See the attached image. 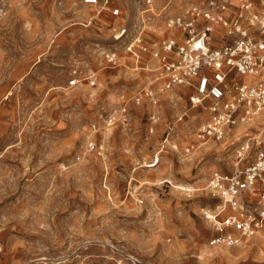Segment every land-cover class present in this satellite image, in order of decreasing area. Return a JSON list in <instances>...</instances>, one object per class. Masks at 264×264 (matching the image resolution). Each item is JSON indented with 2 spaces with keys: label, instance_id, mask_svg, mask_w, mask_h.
<instances>
[{
  "label": "rangeland",
  "instance_id": "374dc122",
  "mask_svg": "<svg viewBox=\"0 0 264 264\" xmlns=\"http://www.w3.org/2000/svg\"><path fill=\"white\" fill-rule=\"evenodd\" d=\"M208 1L172 0L168 10ZM114 2L122 15L107 10L99 20L82 0H0V264H264V232L211 248L204 217L221 205L211 177L234 171L247 139L264 138L263 119L186 153L208 112L183 87L156 111L135 105L137 88L154 78L134 69L113 36L122 25L136 30L147 0ZM152 2L143 19L166 27L169 0ZM151 24L146 36L160 43L168 34ZM110 50L119 66L106 63ZM86 76L96 85H70ZM123 107L128 122L108 127L107 115ZM152 112L159 120L149 134ZM94 142L101 153L90 152Z\"/></svg>",
  "mask_w": 264,
  "mask_h": 264
},
{
  "label": "built area",
  "instance_id": "2783aa9c",
  "mask_svg": "<svg viewBox=\"0 0 264 264\" xmlns=\"http://www.w3.org/2000/svg\"><path fill=\"white\" fill-rule=\"evenodd\" d=\"M82 2L107 6L110 0ZM146 3L152 5L151 0ZM119 13V9L112 11L114 16ZM146 24L142 19L132 34L124 28L114 36L116 41L129 37L126 52L136 61L148 55L158 62L154 82L161 85L156 87L152 82L138 90L133 101L137 106L148 102L156 111L166 92L178 87L192 90L190 104L207 111L208 119L198 129L196 143L186 147V153L198 144L221 142L231 131L257 118L263 119L264 127V0H242L238 4L209 0L205 6L190 3L183 12L166 20L167 27L180 35L160 43L145 41ZM104 58L109 66H119L118 52L107 51ZM83 80L96 85L91 76L74 78L70 85L76 87ZM128 116L127 107H123L107 115L105 123L108 127L127 123ZM149 118V134H154L158 113L152 112ZM102 150L97 142L90 147V152ZM158 163L157 157L151 168ZM208 189L221 201L216 210L204 212L215 232L209 241L211 248L238 247L264 232V138L247 139L236 152L234 171L214 174Z\"/></svg>",
  "mask_w": 264,
  "mask_h": 264
},
{
  "label": "crops",
  "instance_id": "0c3cea01",
  "mask_svg": "<svg viewBox=\"0 0 264 264\" xmlns=\"http://www.w3.org/2000/svg\"><path fill=\"white\" fill-rule=\"evenodd\" d=\"M151 2H152V0H151ZM172 2V0H169V2L166 4V6L164 7V9L162 10V11H166L167 13H170V14H168V16H167V19L170 17V16H172V15H174L173 14V12L172 11H170V10H168V8H169V3H171ZM86 5V4H85ZM145 5H146V9H144L142 12H141V15H144V17H142V19L143 18H145V14H147V13H149V12H151L152 10L150 9V7L153 5V2H152V5L149 7L148 5H147V3H145ZM90 6V5H89ZM187 6V5H186ZM185 6V7H186ZM93 7H95V8H97L98 7V9L100 10L99 11V13H98V16L99 17H96V18H94V19H102L103 17V12H105V11H107V10H109L111 13H112V11L114 10V9H119L120 10V13H119V15L118 16H121L122 15V13H121V8H119L118 7V5H116V3L114 2V0H110V2L108 3V5L107 6H105V5H103V3H99V4H97V5H93ZM184 11V10H183ZM97 12V11H96ZM112 15V16H111ZM110 16L111 17H114V15L113 14H111ZM118 16H115V17H118ZM93 19V20H94ZM92 20V21H93ZM111 22H113V21H111ZM141 23V22H140ZM90 24H92V23H90ZM151 24V22H148L147 24H146V26L147 25H150ZM140 25V24H139ZM152 25V24H151ZM165 25H166V22H165ZM155 27H157V25H152L151 26V30H158V29H162V32H167V37L165 38V39H170V38H174V37H176V36H179L180 35V33L179 32H176L175 30H171V29H169L168 27H167V25H166V27H162V26H159V27H157V28H155ZM124 28H126V29H128L125 25H122V26H119L117 29H116V32H117V34H115L114 36H117V35H119V33H120V31L122 30V29H124ZM153 28V29H152ZM129 30V29H128ZM146 31H147V27H146ZM161 32V33H162ZM113 36V37H114ZM144 39H145V41L147 42V43H149V44H151V43H154V42H149V40H148V38H147V36H146V32H145V35H144ZM164 39V40H165ZM115 40V39H114ZM123 40H125V43H127V41L129 40V37L127 36V35H125V36H122V38L120 39V40H118V41H123ZM116 41V40H115ZM117 41V42H118ZM128 55L129 56H131L133 59H134V64H135V70L137 71V70H140V71H142V73H146V74H148L150 77H155V73H156V70L158 69V62H156V61H154V60H152L151 58H150V56H148V55H142L141 56V58H140V61H136V59L131 55V54H129L128 53ZM120 58H121V55H120ZM138 66H140V67H138ZM149 77V78H150ZM158 83V84H157ZM155 85H161V82H157ZM158 87V86H157ZM178 88H180V87H178ZM184 88V87H183ZM140 89H142V88H140ZM140 89H138L137 88V91L138 90H140ZM184 89H188V88H184ZM192 90H191V94H192ZM263 233V232H262ZM259 236V235H258Z\"/></svg>",
  "mask_w": 264,
  "mask_h": 264
},
{
  "label": "bare ground",
  "instance_id": "6f19581e",
  "mask_svg": "<svg viewBox=\"0 0 264 264\" xmlns=\"http://www.w3.org/2000/svg\"><path fill=\"white\" fill-rule=\"evenodd\" d=\"M120 38H121V37H120ZM120 38H119V39H120ZM176 94H177V93H176ZM178 95H179V94H178ZM169 96H170V97H172V96L174 97L175 94H170ZM238 135H239V132L236 133L234 137H237ZM159 162H160V161H159ZM145 167L151 168V165H149L148 163H146V164H145Z\"/></svg>",
  "mask_w": 264,
  "mask_h": 264
}]
</instances>
